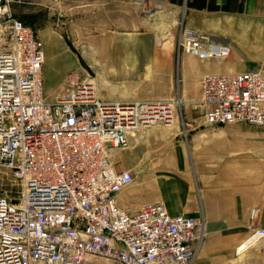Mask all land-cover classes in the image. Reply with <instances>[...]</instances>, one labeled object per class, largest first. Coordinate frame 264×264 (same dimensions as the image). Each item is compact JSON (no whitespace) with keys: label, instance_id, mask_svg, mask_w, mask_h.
<instances>
[{"label":"built area","instance_id":"1","mask_svg":"<svg viewBox=\"0 0 264 264\" xmlns=\"http://www.w3.org/2000/svg\"><path fill=\"white\" fill-rule=\"evenodd\" d=\"M0 0V167L20 184L16 198L0 194V264H84L90 257L116 264H191L206 237L203 221L172 215L163 202L123 208L118 195L136 181L116 169L112 148L129 135L175 120L173 102L104 100L77 71L55 102L45 95V53L37 31ZM145 14L152 9L134 0ZM179 53L224 60L230 47L184 29ZM199 105L205 124L264 127V62L237 73H208ZM158 116V117H157ZM259 209L250 212L251 221ZM264 242L251 225L240 255Z\"/></svg>","mask_w":264,"mask_h":264},{"label":"crops","instance_id":"2","mask_svg":"<svg viewBox=\"0 0 264 264\" xmlns=\"http://www.w3.org/2000/svg\"><path fill=\"white\" fill-rule=\"evenodd\" d=\"M140 1L152 10L169 8L174 18L184 11L187 29L208 34L222 29L221 17L217 16L220 13L244 16L248 24L264 22V0ZM85 2L103 10L107 16L108 25L99 29L108 33L96 38L90 46L96 54L93 61L102 63V78H133L136 79L133 84L141 88L138 93L141 97L119 101H150L152 98L145 96L172 94L176 45L173 43L164 50L159 48L167 46L166 41L162 40L160 45L157 41L159 15H144L134 0ZM74 6L70 0H61L55 6L56 20L65 24L67 11ZM15 15L20 18L16 12ZM253 29L251 25L241 28L247 31L245 41L250 44L257 38L251 35ZM230 49V55L223 61H204L195 55L182 54L178 92L191 108L193 102L201 99V81L205 74L245 71L261 58V54L255 56L249 49L234 45ZM44 53L45 60L58 66L55 76L78 68L80 59L74 52L60 49L52 54L47 49ZM160 87L165 90L160 91ZM187 118L188 115L183 124H157L131 133L128 147L110 150L116 169L132 170L136 178L133 185L118 195V204L134 209L163 202L172 215H188L203 221L208 234L191 264H264V252L258 247L243 256L235 254L237 246L248 237L251 224L264 227V174L256 175L249 170L224 173V167L229 165L233 169L238 162L223 163L224 158L234 159L237 153L264 146V135L246 124L212 128L204 119L198 122ZM253 208L259 209L255 221L250 219Z\"/></svg>","mask_w":264,"mask_h":264},{"label":"rangeland","instance_id":"3","mask_svg":"<svg viewBox=\"0 0 264 264\" xmlns=\"http://www.w3.org/2000/svg\"><path fill=\"white\" fill-rule=\"evenodd\" d=\"M70 1L74 3L75 6L67 11L69 14L68 20L63 25L56 20L57 15L55 13V6L56 4L60 5L61 0H29L26 3H13L11 5V12L14 16H16V12L18 16H20V19L37 31L44 48V52L49 49L52 54H54L56 51L61 49L67 50L70 54L74 52L75 55H78L80 62L77 63L78 68H75L74 71L79 72L83 78L88 80L95 79L94 84L98 87L99 95L102 99L119 101L122 98H130L134 96L141 97V95L138 94L141 89L140 86L136 83L133 84L136 79L102 78V63L93 61V58H96V54L90 46L96 38H100L102 34L108 33V31L99 29L108 25V22L105 21L107 16L104 15V11L95 8L92 4H85L86 0ZM184 1L185 0H180V3H184ZM142 12L144 15H148L145 14L143 10ZM154 13L159 15L157 19V41L159 45L162 43V40L167 43L166 47H162L160 45L159 48L164 50L168 49L169 45L173 43L176 45L174 89L172 94L149 95L145 96V98H152L151 101L157 102H173L175 111V121L173 124L185 123L184 119L187 115L189 116L187 119L200 122L204 119L203 108L198 102H193V106L191 108V104L187 102L186 98L178 92L180 85V59L182 56V54L180 55L179 53L178 42L183 30L186 29L184 26L185 12L182 11L177 18H174L169 8L166 7L155 8L152 10V15H154ZM217 16L221 17L222 22L220 26L223 30H217L215 33L213 32V34L205 32L202 33L208 35L213 41H216L215 39L222 40L221 42H224L223 44L229 47L230 45H234L240 49H249V51L255 56H257V54H261L259 62L254 63L250 68L254 69L260 67V65L264 62V22L261 21L258 23L248 24L245 22L246 17L235 14L220 13ZM246 25L255 27V29L251 31V35L257 38L256 41L251 44L245 41L244 33L247 34V31L241 30V28ZM237 27L238 30H236ZM89 59L92 61H89ZM57 70L58 66L56 64L47 61V59L45 60L42 78L45 95L49 102H55L59 96L66 92L65 79L69 73L61 76H55V71ZM159 90L164 91L165 89L160 87ZM250 127H253L256 133L264 135V127ZM231 159L233 158H224V165L231 163V161H236V164L237 162L238 164L237 166L234 165L233 169L232 167H229V165L228 168L224 167V173H230L231 170L233 172L245 173L249 170V172H253L256 175L262 173L264 174V146L257 147L248 153H237L236 157L233 160ZM247 160L249 161L248 165L246 164ZM19 191L20 184L18 181H14L12 173L7 168L0 167V194H6L12 198H16ZM207 234L208 229L206 228V236ZM255 247L260 248L261 251L264 252V242H260L252 248ZM247 251L238 255L235 250V254L236 256H243ZM84 264L116 263L105 258L90 257Z\"/></svg>","mask_w":264,"mask_h":264},{"label":"bare ground","instance_id":"4","mask_svg":"<svg viewBox=\"0 0 264 264\" xmlns=\"http://www.w3.org/2000/svg\"><path fill=\"white\" fill-rule=\"evenodd\" d=\"M229 53H230V50L228 51V52H226V54H228L229 55ZM92 82H94L95 81V79H90ZM97 89H98V87H97ZM158 117V116H157ZM175 121V120H174Z\"/></svg>","mask_w":264,"mask_h":264},{"label":"trees","instance_id":"5","mask_svg":"<svg viewBox=\"0 0 264 264\" xmlns=\"http://www.w3.org/2000/svg\"><path fill=\"white\" fill-rule=\"evenodd\" d=\"M174 1H175V0H174ZM224 9L227 10V9H228V6H226Z\"/></svg>","mask_w":264,"mask_h":264}]
</instances>
